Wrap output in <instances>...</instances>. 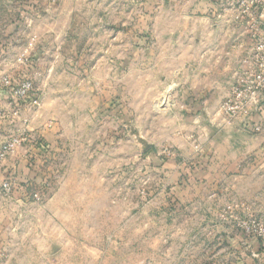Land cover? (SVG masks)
Wrapping results in <instances>:
<instances>
[{"label":"rangeland","instance_id":"obj_1","mask_svg":"<svg viewBox=\"0 0 264 264\" xmlns=\"http://www.w3.org/2000/svg\"><path fill=\"white\" fill-rule=\"evenodd\" d=\"M190 1L0 0V43L20 18H43L48 7L61 2L73 13L69 44L75 51L56 67V84L47 96L54 102L52 115L64 116L51 120L60 132L50 139L49 179L43 189L47 207L33 216L27 209L32 230L16 235L23 239L21 248L0 249L2 259L13 256L0 264H37L43 257L50 264H241L258 255L253 241L264 247L263 232L251 229L264 231L262 216L230 201L217 218L204 217L202 207L178 192L186 176L174 180L178 170L168 165L190 159L177 147L184 137L170 134L177 121L172 113L185 106L172 98L182 90L175 80L184 79L178 73H157L156 23L159 19L161 29L159 17L201 15L202 7L196 11ZM233 1L242 12L254 0ZM255 1L263 18L238 63L243 67V59H251L258 47L260 57L264 54V0ZM158 82L167 85L157 88ZM33 97L40 101L35 91ZM30 101L13 105L37 109ZM193 148L200 152L197 143ZM3 182L10 183V194L17 188L13 173ZM8 208L0 214L5 244L15 239L10 227L21 223Z\"/></svg>","mask_w":264,"mask_h":264},{"label":"crops","instance_id":"obj_2","mask_svg":"<svg viewBox=\"0 0 264 264\" xmlns=\"http://www.w3.org/2000/svg\"><path fill=\"white\" fill-rule=\"evenodd\" d=\"M190 2L196 11L200 12L202 7L201 15L191 12L167 19L159 17L161 29L159 19L156 23V71L165 77L178 73L184 79L175 80L182 90L172 96L175 103L185 105L182 112L172 113L182 123H172L170 134L184 137L178 139L177 147L188 153L190 159L174 160L168 165L178 170L174 180L186 176V183L180 185L178 192L185 194L193 206L202 207L204 217L217 218L228 202L236 201L242 210L264 219V99L247 116L228 120L221 112L222 103L240 78L238 63L251 44L250 18L236 9L233 0ZM64 4L60 2L52 10L44 9L49 15L40 19L20 18L13 25L12 35L0 43V81L7 77L15 78L13 81L33 78L34 91L41 103L35 110L28 103L8 105L0 87V109L8 116L7 120L0 121V142L15 133H25L30 139L14 157L0 163V182L7 173L17 178V188L7 198H0V214L5 212V207H10L15 211L13 216L18 214L17 220L21 221L10 225L14 241L5 244L0 240V249L21 248L23 239L16 235L31 231L33 213L47 207L43 189L49 179L48 160L53 147L50 139L60 132L59 124L51 120L64 118L62 113L52 115L54 102L47 96L56 84L53 78L58 66L75 52L69 44L73 13ZM40 20L42 23L38 26ZM22 54L26 62L21 65L17 59ZM157 84V88L167 85L166 82ZM254 125H259L261 131L254 132ZM195 143L200 152L193 148ZM39 184L41 189L31 190L32 185ZM33 195L39 200L35 201ZM28 208L33 210L32 216ZM35 223L41 224L38 220ZM2 232L0 225V238ZM40 240L44 242L45 238L38 237L37 241ZM253 247L258 255L250 256L241 264H264V247L256 241ZM1 257L0 262L13 258ZM43 258L37 264H50Z\"/></svg>","mask_w":264,"mask_h":264},{"label":"built area","instance_id":"obj_3","mask_svg":"<svg viewBox=\"0 0 264 264\" xmlns=\"http://www.w3.org/2000/svg\"><path fill=\"white\" fill-rule=\"evenodd\" d=\"M257 1H250L243 8L241 14L251 18L253 29L252 33L257 29L263 16L258 15ZM264 3V2H263ZM261 3V4H263ZM250 8H254V12L249 11ZM261 49L258 47L255 49V55L251 59H243V65L240 67V78L236 80L231 89L230 96L222 103L221 112L228 119L232 120L238 116L250 115L253 110H257L258 102L261 100V93L264 92V54L260 57ZM21 65L26 62L24 54L18 59ZM2 90L3 98L9 101L11 105H17L26 99H31L30 103L34 108L40 106V101L33 97L34 93V80L30 77H25L19 81H11L8 78H3ZM257 107V108H256ZM8 116L0 109V121L7 120ZM254 132L260 131L259 125L253 126ZM29 137L25 133H15L10 135L6 140L0 142V163L6 161L8 158L15 156L22 147L29 142ZM10 183L3 182L0 185V192L3 198L8 197L10 194ZM34 198L38 200V197L34 195ZM254 231L263 232L260 229L251 227Z\"/></svg>","mask_w":264,"mask_h":264}]
</instances>
